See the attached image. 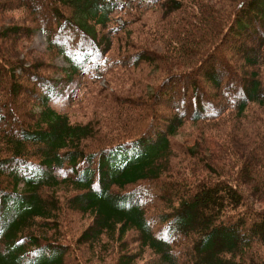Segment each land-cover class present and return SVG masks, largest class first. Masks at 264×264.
<instances>
[{
    "label": "trees",
    "instance_id": "1",
    "mask_svg": "<svg viewBox=\"0 0 264 264\" xmlns=\"http://www.w3.org/2000/svg\"><path fill=\"white\" fill-rule=\"evenodd\" d=\"M163 1L167 16L144 33L164 38L169 47L158 51L140 44L135 50L128 41L118 64L147 62L166 70L160 88L140 97L147 117L123 118L119 105L105 103L111 108L101 121L81 123L62 111L63 103L75 96L79 78L82 85L96 74L107 80L118 62L108 55L110 35L126 4L0 0V16L24 9L36 23H0V145L6 147L0 153V176L6 175L5 187L0 185V264H67L70 251L54 234L27 231L39 219L52 229L59 200L42 189L62 184L80 190L70 204L93 217L79 243L97 247L108 234L124 249L117 264H135L141 257L126 244L131 229L139 232V247L158 255L150 264H264V210L252 198L264 197V0H229L233 8L227 14L206 0H130V5L149 9ZM39 31L68 67L19 56L15 48L21 52ZM55 69L64 74H47ZM31 96L35 102L29 104ZM188 123L216 126L206 138L209 147L228 157L229 170L236 168L238 176L219 170L221 177L192 182L162 177L174 137ZM107 128H121V135L88 153L82 142ZM123 128L130 130L122 133ZM201 151L188 149L192 170L214 174L216 159ZM159 191L160 208L151 211ZM186 241L191 254L183 250Z\"/></svg>",
    "mask_w": 264,
    "mask_h": 264
},
{
    "label": "rangeland",
    "instance_id": "2",
    "mask_svg": "<svg viewBox=\"0 0 264 264\" xmlns=\"http://www.w3.org/2000/svg\"><path fill=\"white\" fill-rule=\"evenodd\" d=\"M123 2L126 4L127 10L121 13V18L115 21L118 23V26H114L112 28L114 31L111 32V35L109 34L113 49L109 50L108 55L111 60L118 59V62L114 64L107 80L103 79L100 74H96V76L92 75L93 77H88L86 85L81 84L80 78L77 80L78 85L74 83L75 96L69 98L62 106V111L68 112L73 122L78 121L84 123L91 119H94L95 122L101 121V117H103L105 111L111 108L105 105V103L119 105L120 107L117 109L123 111V118L129 117L135 122H140L141 117L145 118L148 115L146 110H144V102L140 97L145 94L151 96L161 86V84H158L164 77L166 70L160 68L161 66L158 64L151 65L144 62L137 67L127 66L129 69H127L126 65L118 67V64L124 58L123 56L126 55L125 44L128 41H133V48L135 50L139 48L140 44L149 46L158 51H164L165 48L169 47V43L164 38H153L144 33L145 29H148L161 18L167 16L164 1L156 8L149 9H144V7L131 9L130 0H123ZM206 2L223 8L222 10L226 14L233 8V1L229 0H206ZM4 12L5 16H0V23L2 26L9 25L13 22L28 23L32 26L36 25L32 20H27L24 9H7ZM123 23L124 25H122ZM196 24L200 23L196 21ZM153 28L154 27L151 29ZM247 42L251 43L250 40H247ZM262 42L264 43V39H262ZM20 49L21 52L18 51V46V50L15 48V51H17L21 58L29 62L37 59H45L53 62L57 67H68L67 62L62 56L56 54L55 51H50L48 48V37L42 31L34 34L33 38L30 39L26 46ZM229 53L235 57L239 56V54L233 52ZM235 63L238 67L240 66L237 61H235ZM123 73L126 74L119 78ZM47 74L59 76L64 73L55 69L51 71L48 70ZM27 101L30 104L35 102V99L31 96ZM140 105L141 109H139ZM260 108L264 113V107L260 106ZM232 118L233 117H230L229 119ZM215 127L216 126L188 123L181 128L174 137V145L171 147L168 157L164 159L165 166L161 173L163 174L162 177L169 178L167 176H174L192 182L194 181L192 178L202 180L211 176V178L221 177L219 170L224 172V174L235 175L234 173H236L238 176L236 168L233 167V169L229 170V166L226 164L228 157L223 156L221 158L214 148L209 147L207 141V139H209L208 134L213 132ZM122 130V133H124L130 130V128H123ZM120 135L121 128L117 130L107 128L105 132L100 135L98 134L96 137L94 136L84 140L82 142V147L85 148L88 153H98L97 150L100 151L105 147L108 141L114 140ZM190 146H200L204 156H214L211 157L216 159L212 161L217 168L214 174H211L213 173L212 170L206 168H201L199 171L192 170L190 164L193 159L187 156ZM206 147H208L207 153L204 152ZM4 151H6V147L3 143V146L0 145V153ZM196 163L198 164L199 162ZM5 178L6 175L0 176L2 180V182L0 180V185L2 187L6 185V180L4 181ZM20 185L24 187L23 182ZM115 189L117 190L118 188ZM79 191L80 190L72 184H62L56 188L44 187V189H42L43 195L49 196L50 198L54 196L56 200H59L60 210L58 212V218L55 222H50L51 225L53 224L50 230H47L45 227L48 220L39 219L41 220L40 223L29 227L27 231H33L37 234H47L49 236L54 234V237H57L61 244L70 251L71 255L67 264H78L80 261L84 264H117L119 258L124 253V249L120 248L118 242L113 240L108 234L103 235L97 247H94V245H89L88 247V244L86 246L79 243L78 237L93 221V217L90 214H84L70 204V198ZM162 197L163 193L159 191L155 198V204L152 203L150 205L151 211L152 207L160 208ZM172 197L176 199L177 194H173ZM252 198L255 206L259 210H264V197ZM138 234V230L131 229L125 236L129 250L139 251L141 253V257L138 258L135 264H150L156 262L158 255L150 247H139L140 239ZM183 250L188 254L193 252V246L190 245L189 241L183 243Z\"/></svg>",
    "mask_w": 264,
    "mask_h": 264
}]
</instances>
